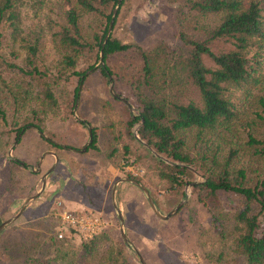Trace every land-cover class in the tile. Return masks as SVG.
Returning a JSON list of instances; mask_svg holds the SVG:
<instances>
[{
  "label": "trees",
  "instance_id": "obj_1",
  "mask_svg": "<svg viewBox=\"0 0 264 264\" xmlns=\"http://www.w3.org/2000/svg\"><path fill=\"white\" fill-rule=\"evenodd\" d=\"M126 1L120 0L116 15ZM179 1L180 10L209 15L212 25L197 30L179 25L177 47L149 50L112 31L103 43L118 0H0V151L19 140L27 127L42 130L44 119L58 112L54 87L76 74L74 106L85 74L76 67L78 60L94 53L95 62L102 52L98 67L133 109L113 95L124 104L128 140L121 147L110 145L107 155L119 165V159L132 154L151 168L165 184V207L144 178L125 174L146 185L163 211L185 194L187 182L197 200L213 210L222 193L240 196L229 227L213 211L216 227L223 238L229 230L231 249L245 264H264V230L257 232L264 214V0ZM84 16L94 23L88 31ZM161 52H166L164 64L157 63ZM182 82L194 92L187 100L172 89ZM122 85L129 93L124 94ZM135 123L138 138L131 131ZM91 137L89 146L96 147L94 128ZM8 160L13 168L22 164ZM191 167L203 179L192 182ZM76 235L84 254H92L97 233ZM63 238L56 230L51 237L53 242ZM24 258L27 264H59L47 256Z\"/></svg>",
  "mask_w": 264,
  "mask_h": 264
},
{
  "label": "rangeland",
  "instance_id": "obj_2",
  "mask_svg": "<svg viewBox=\"0 0 264 264\" xmlns=\"http://www.w3.org/2000/svg\"><path fill=\"white\" fill-rule=\"evenodd\" d=\"M179 2L127 0L120 6L111 31L124 42L137 43L149 50L162 46L177 47L180 44L177 36L179 25L197 30L213 23L209 15H196L186 7L180 10ZM82 23L86 31L94 25L87 16L82 18ZM165 53L158 55V64L165 63ZM94 58V53H87L76 64L78 69H85V74L74 106L71 103L78 81L76 74L54 87L59 102L58 112L44 119L42 130L31 125L19 140H13L5 151H0V211L3 220L14 215L27 196L40 190L43 174L52 167L40 193L29 200L30 203L15 219L2 227L0 264H27L26 254L47 256L59 264H142L133 246L147 264H245L243 256L231 249L229 230L226 229L225 238L221 237L213 217L214 211L223 226L229 227L230 215L241 206L240 196L222 193L218 206L213 210L197 200L190 182L184 185L185 194L169 208L163 211L158 207L162 213H167L182 200L176 212L161 218L152 210L138 185L128 180L119 181L116 202L130 243L123 239L111 195L114 181L127 176L126 172L144 178L152 185L161 205L164 201L163 207L167 190L155 172L144 166L142 161L135 160L132 154L119 159V165H115L107 155L110 145L121 147L128 140L126 113L124 104L111 94L110 79L104 76L98 60L94 62ZM92 63L94 65L89 67ZM185 84L182 82L172 87L175 93L182 92V100L194 95L191 86ZM122 87L126 91L124 94L129 93L124 85ZM166 89V92L171 90ZM129 109L133 110L132 107ZM138 125L135 123L131 127L135 136ZM88 126L95 129L96 147L89 146ZM13 135L14 132L12 138ZM134 145L130 141V146ZM188 146L195 152L191 137L188 138ZM150 151L153 150L150 148ZM8 158L19 159L22 164L13 168ZM191 169L194 171L192 182L203 179L201 172ZM56 198L62 199L67 208L77 213L96 212L101 216L102 227L97 232V247L92 254H84L79 246L81 238L63 227L60 217L55 216L53 202ZM58 226L63 227L65 235L53 242L51 237ZM263 230L264 214H260L257 232Z\"/></svg>",
  "mask_w": 264,
  "mask_h": 264
},
{
  "label": "water",
  "instance_id": "obj_3",
  "mask_svg": "<svg viewBox=\"0 0 264 264\" xmlns=\"http://www.w3.org/2000/svg\"><path fill=\"white\" fill-rule=\"evenodd\" d=\"M119 2H120V0H118L117 4L114 6V8H113V10H112L111 18H110L109 23H108V27H107V31H106L105 36H104V39H103V43L105 42L107 36H108L109 33L111 32L112 25H113V21H114V18H115V15H116V12H117V9H118V6H119ZM101 61H102V52H100V57H99L97 63L99 64ZM109 89H110V92H111L112 95L117 96L119 99L125 101V102L127 103L128 107L131 108V105L129 104V102L127 101V99H126L125 97H123V96L117 94V92L115 91V89H114V87H113V81H112L111 79L109 80ZM88 130H89V139H88V142H90L91 139H92V137H91V127H90V126H88ZM135 134H136V132H135ZM136 136H137V134H136ZM50 152H51V151H50ZM45 153H46V152H44V153L41 155V157L39 158V160H38V165L41 163V161H42V159H43ZM56 160H57V158H56ZM56 160H55V162H56ZM51 168H52V167H50V168H49V169L43 174V176H42V184H41V188H40V190H38V191H37L36 193H34V194H31V195L27 196V197L24 199V201L22 202V204L20 205L19 210H18L14 215H12L11 217H8V218L2 220V221L0 222V230H1L2 227H4L6 224H8L9 222H11L13 219H15V218H16V217H17V216H18V215L24 210L25 206L27 205V203L29 202L30 199L34 198L36 195H38V194L40 193V191L43 189V187H44V185H45V177H46L47 173L50 171ZM122 180H128V181H131L132 183L138 185V186L142 189L143 193L145 194V196H146V198H147V200H148V203H149L150 207L152 208V210H153L158 216H160L161 218H167V217H169V216L172 215L174 212H176L177 209L179 208V206L182 204V200H181V201H179V202L177 203V205H176L175 207H173L172 209H170L167 213H162V212L160 211V209L158 208V206L156 205V203H155V201H154V199H153L151 193L149 192V189H148L145 185H143V183H141L139 180H137L136 178H133V177H128V176H122V177L118 178L117 180H115L114 183H113V185H112V190H111L112 201H113L114 206H115L116 209H117V213H118V217H119V221H120L121 235H122L123 239H124L125 241H127L128 243H129V240H128V238H127L125 232H124L123 225H122V221H123V219H122V215H121V212H120V210H119V208H118V206H117V202H116V185H117V183H118L119 181H122ZM188 184H189V183H187L186 185H188ZM133 248H134L135 252L138 254L139 259L141 260L142 264H147L146 261L144 260V258L142 257L141 253L139 252V250H138L136 247H134V246H133Z\"/></svg>",
  "mask_w": 264,
  "mask_h": 264
},
{
  "label": "built area",
  "instance_id": "obj_4",
  "mask_svg": "<svg viewBox=\"0 0 264 264\" xmlns=\"http://www.w3.org/2000/svg\"><path fill=\"white\" fill-rule=\"evenodd\" d=\"M53 206V212L55 216L60 217V222L63 227L71 229L82 238L92 237L102 227V218L96 212H86L85 214L77 213L67 208L60 198L54 200ZM63 227L58 226L56 228L58 237L65 235Z\"/></svg>",
  "mask_w": 264,
  "mask_h": 264
},
{
  "label": "crops",
  "instance_id": "obj_5",
  "mask_svg": "<svg viewBox=\"0 0 264 264\" xmlns=\"http://www.w3.org/2000/svg\"><path fill=\"white\" fill-rule=\"evenodd\" d=\"M61 174H62V173H61ZM29 203H30V202H29ZM32 209H33V208H32ZM32 212H33V210H32L30 213H32ZM30 213H29V214H30ZM27 216H29V215H27Z\"/></svg>",
  "mask_w": 264,
  "mask_h": 264
}]
</instances>
